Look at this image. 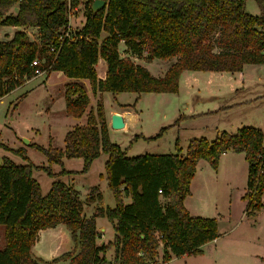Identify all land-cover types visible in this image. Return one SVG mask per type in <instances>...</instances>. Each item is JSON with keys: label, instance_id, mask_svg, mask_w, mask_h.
Instances as JSON below:
<instances>
[{"label": "trees", "instance_id": "trees-1", "mask_svg": "<svg viewBox=\"0 0 264 264\" xmlns=\"http://www.w3.org/2000/svg\"><path fill=\"white\" fill-rule=\"evenodd\" d=\"M67 1L0 0V26L38 29V41H30L24 30H16L10 40H0V97L35 75L37 66L31 65L35 58L46 71L87 80L93 93L138 94L178 92L185 69L239 72L245 64L264 63V13L248 12L246 0H105L106 5L97 12L91 9L93 0H88L86 20L76 30L68 26ZM257 1L264 6V0ZM15 5L17 11L12 13ZM103 32L107 36L100 41ZM122 41L127 51L145 55L146 61L176 59L163 76H155L145 65L120 54ZM51 46L54 52L49 51ZM100 59L107 65L104 78L96 68ZM88 103L82 84H67L69 115L81 116ZM93 117L87 125L67 131L64 149L58 148L56 156L38 148L49 162L61 165L63 156L81 157V172L88 171L101 152L107 153L106 179L114 206L98 207L87 217L73 186L58 178L43 194L33 175L39 166L27 156L25 163L3 159L0 224L5 243L0 248V264H42L44 260L33 255L31 247L41 229L60 223L70 230L74 247L53 259L66 264H161L173 256L200 255L202 246L219 236L218 219L191 215L184 199L191 192L198 161L205 159L217 169L221 154L229 150L243 152L248 163L242 195L246 214L255 216L263 208V129L245 125L234 133L219 131L212 140L193 137L185 154L176 138L175 151L128 156L109 137L102 102L98 101ZM76 172L80 171L61 170V174ZM124 196L130 202H124ZM97 199H102L101 190L92 186L85 200ZM100 215L111 221L115 231L106 243L97 240L96 217ZM111 248L114 253L109 258Z\"/></svg>", "mask_w": 264, "mask_h": 264}, {"label": "rangeland", "instance_id": "rangeland-1", "mask_svg": "<svg viewBox=\"0 0 264 264\" xmlns=\"http://www.w3.org/2000/svg\"><path fill=\"white\" fill-rule=\"evenodd\" d=\"M88 3V0L76 2L72 0L71 14L67 8L68 26L72 30L84 24ZM246 10L252 14H261L264 13V6L257 0H246ZM16 11L17 5L11 9L12 13ZM16 30H24L30 41L38 39L33 26L0 29V38L10 40ZM106 36V32H103L99 40H104ZM119 52L123 56L131 57L135 62L145 63L144 65L155 76L162 75L176 59L175 57L154 58L152 61H146L145 55L136 56L127 51L121 42ZM96 68L98 75H101L99 61ZM187 72V78L182 80L179 93L154 95L147 92L140 96L132 91L93 93L87 80L66 81L70 77L60 71L48 70L25 78L21 85L0 97V161L7 158L16 163H25V156H27L36 166H39L33 170V175L39 181L43 191L48 186V182L59 178L78 190L85 212L91 207L85 197L92 186L100 188L104 194L105 205L112 207L115 200L105 177L106 153L101 152V155L93 160L88 172H81L82 158L74 157L70 160L63 158L65 162L62 165L49 162L46 153L38 146L48 149L52 156H56L58 148L64 149L65 135L68 130L75 125L84 126L93 121L98 101L103 104L108 125H110V111L119 106L118 102L136 103L140 115L133 126L127 129L112 127L108 129L109 137L113 142L118 143L123 149L129 147L128 150L126 149L128 156L144 152L175 151L176 138L183 147L192 137L204 135L208 139H213L216 134L211 127L226 121L224 118L235 112L244 113L252 110L255 117H259V108L256 107H259L260 103L252 107H248L250 106L248 104L254 101L253 96H264V64L249 63L244 67L243 73L189 69ZM258 80H261V83H258ZM72 82L82 84L89 96V103L83 114L77 117L78 119L69 115L65 108V89L67 84ZM261 97L258 96L257 99ZM230 101L241 102L243 106L235 109L234 112L221 107ZM162 127H165L163 132L154 137ZM139 134L140 137H136ZM24 138L29 141L26 142ZM243 162L246 160L243 159ZM63 168L80 172L61 174ZM101 172L104 178L101 177ZM242 177V182L237 181L232 187L222 184L220 188L218 184L217 188H213L216 202L210 203L211 198L207 201V196L205 197V208L201 210V213L217 217L220 240L207 242L202 254L185 255L176 258L172 264H216V260L217 264H252L241 253L250 251V247H247L244 242L253 237L258 238L262 245L264 244V210L255 215L256 217L246 214V204L239 196L244 185L243 170ZM225 211L226 220L222 218ZM90 216L87 215V217ZM63 226L68 230L65 225ZM110 228H113L112 225ZM68 238L70 242H74L69 231ZM43 240L41 236L40 244H43ZM4 243V226L0 224V248L4 246ZM112 253H114L113 248L107 251V256L112 257ZM66 263L67 261L54 259L42 262V264Z\"/></svg>", "mask_w": 264, "mask_h": 264}, {"label": "crops", "instance_id": "crops-1", "mask_svg": "<svg viewBox=\"0 0 264 264\" xmlns=\"http://www.w3.org/2000/svg\"><path fill=\"white\" fill-rule=\"evenodd\" d=\"M4 28L14 29V26H12V25H1L0 26V29H4ZM34 28L36 29V30H34V32L38 36V29H37V27H34ZM5 39H8V38L5 37ZM0 40H4V38L3 39L0 38ZM36 41H38V39H36ZM121 43H123V41ZM123 45H124V43H123ZM139 63H141L143 65L145 64L142 62H139ZM256 64H264V63H256ZM99 65L101 66V70H102V74L99 75V77L104 78L107 65L103 59L99 60ZM246 65L247 64H245L244 67ZM244 67H243V69H244ZM167 69H165V72ZM187 71H188V69H185L181 72V75L179 78V91L175 92V93L180 92L182 80H184V78H187V74H186V73H188ZM165 72L159 76H163L165 74ZM241 72L243 73V70ZM211 77H213V76H211ZM46 79H48V78H46ZM69 80H74V78L66 79V81H69ZM258 83H261V80H258ZM143 93H147V92H143ZM150 93H152L154 95H160V94H168V93H174V92H150ZM141 94L142 93L138 94V96H140ZM258 96H262V97L260 99H257ZM258 96L257 95L253 96L252 99L254 101L248 104V105H250L248 107H252L253 105H258V103H260V106L256 107V108H259V117L258 118L255 117V114H253L252 110L244 112V113L243 112L240 113V111L235 112V114H232L231 116H227L226 118H224V120H226V121H221L220 123L215 124L214 126L211 127L214 130V134L217 135V133L219 131H222V130H226L228 132L234 133L237 131V129H239L240 127L245 126V125L259 127V128L264 130V127H263V124H264V96L263 95H258ZM252 99H250V100H252ZM258 100H259V102H258ZM118 105H119L118 107L113 108L110 111L111 114L113 112H120L123 115L124 120H125V127L123 129H127L130 126H133L134 123L137 121L139 115H140V112L138 111V109L136 107V103L134 104V103H131L130 101H126V102L124 101V102H118ZM242 106H243V104L241 102H235L234 103L233 101L232 102L230 101L229 103L221 105L222 108H226L228 111H232V112H234L235 109H239ZM128 114H130L131 116H129ZM73 117L78 119L76 116H73ZM109 128H111L110 125H108V129ZM233 130H235V131H233ZM216 135H215V137H216ZM190 139H189V141H190ZM209 140H212V139H209ZM189 141H188V143H189ZM188 143L186 144L185 147H183V145L180 144V146L182 148V151H181L182 154L186 153ZM129 146L131 147V145H129ZM128 148L129 147H126L124 149L128 150ZM102 153H104V152H102ZM156 153H159V152H156ZM63 158L65 160H70L74 157H72V158L62 157V161L64 164L65 160H63ZM79 158H81V157H79ZM107 159H108V154H107V157L105 158V162L107 161ZM243 159H245V154L243 152H234V151L229 150V151H226V152L221 154L220 159H219V165H218L217 169L212 168L210 163L205 159H201L198 161L195 175L192 178L191 183H190V191L191 192L184 199V205L188 209V211L191 215H194V216L210 215V214L201 213L202 212L201 210H203V208H205V203H206L205 197L207 196V201H209L211 198L210 203L216 202V198L214 196L215 192L214 193L212 192L213 188H217L218 184H220V188H221L222 184L228 185L227 187H232V186H234L235 183H237V181L242 182V180H243L242 170H243L244 185L242 187V190L239 193V196L242 199V195L244 194L245 189H246L247 173H248V163H247V161L243 162ZM244 163H246V164H244ZM244 167H245V173H244ZM90 168H91V166H90ZM66 170H70V169H66ZM100 174H101V177L103 176V178H104L103 172H101ZM105 177H106V171H105ZM51 181L48 182V186L46 187L45 191L42 190L43 194H46L48 192V190L50 189ZM220 192L222 193V191H220ZM103 200H104V194L102 193V199H97L95 201L90 202L91 207H89L87 209V212L84 211V207H83V214H85V216L92 215L97 210L98 207H104V208L107 207L108 205L107 204L105 205ZM130 200H131V198L129 196H124V202L127 203V202H130ZM243 201L246 204V200H243ZM262 201L264 202V193L262 196ZM263 210H264V206L260 211L257 212L256 215L262 213ZM225 214H226V211L224 214H222L223 215L222 218L226 220ZM209 217H216V216H209ZM96 223H97V227L99 230V236L97 239L98 242L99 243H106V242L112 240L114 237L115 231H114V228H112V229L110 228V225H112L111 221L106 216L100 215V216L96 217ZM63 225H65V224L60 223V224H57L56 226H53V227L41 229L39 231V236H38L37 241L31 247L32 254L35 256H38L44 260H51V259L57 257L58 255H60L61 253L72 249L74 247V242H70L71 240H69V238H68V231L70 232V230L67 227L66 228L68 230H66ZM112 227H113V225H112ZM220 235L221 234H219V236L212 241L213 242L219 241L220 237H221ZM41 236H43V239H44L43 244H40ZM70 236H71V233H70ZM244 243L247 247H250V251H248V252L244 251L241 254L245 255V257L248 259V261L251 262L252 264H264V244L262 245L261 242L259 241V239L255 238V237H253L251 240H247ZM204 246H205V244L202 246V249ZM230 248L233 249V247H231V246H230ZM160 253H162V250H160ZM184 256L185 255L179 256V257L173 256L170 260L163 262L161 264H172L176 258H180V257H184ZM216 264H217V260H216Z\"/></svg>", "mask_w": 264, "mask_h": 264}, {"label": "water", "instance_id": "water-1", "mask_svg": "<svg viewBox=\"0 0 264 264\" xmlns=\"http://www.w3.org/2000/svg\"><path fill=\"white\" fill-rule=\"evenodd\" d=\"M106 5L105 0H93L91 9L93 12H97L99 9ZM110 126L114 129H123L125 127V120L120 112H113L110 117ZM25 139V138H24ZM28 142V139H25Z\"/></svg>", "mask_w": 264, "mask_h": 264}, {"label": "built area", "instance_id": "built-area-1", "mask_svg": "<svg viewBox=\"0 0 264 264\" xmlns=\"http://www.w3.org/2000/svg\"><path fill=\"white\" fill-rule=\"evenodd\" d=\"M67 8H68L69 14H71V11H72V0L68 1ZM66 34L68 35L69 33L67 32ZM49 51L50 52H54L55 51V47L51 46ZM39 64H40V61H39L38 58H35L32 61V63H31L32 66H37L36 69H35V75H38V74L46 72L45 69H42V68L39 67ZM159 191L161 192V190H159Z\"/></svg>", "mask_w": 264, "mask_h": 264}, {"label": "bare ground", "instance_id": "bare-ground-1", "mask_svg": "<svg viewBox=\"0 0 264 264\" xmlns=\"http://www.w3.org/2000/svg\"><path fill=\"white\" fill-rule=\"evenodd\" d=\"M128 115L131 116L130 114H128ZM129 116H128V117H129Z\"/></svg>", "mask_w": 264, "mask_h": 264}]
</instances>
